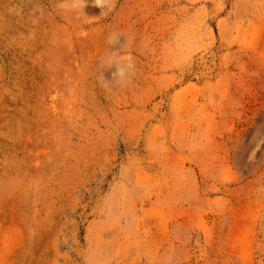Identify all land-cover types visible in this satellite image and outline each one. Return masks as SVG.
I'll return each mask as SVG.
<instances>
[{
  "label": "rangeland",
  "instance_id": "374dc122",
  "mask_svg": "<svg viewBox=\"0 0 264 264\" xmlns=\"http://www.w3.org/2000/svg\"><path fill=\"white\" fill-rule=\"evenodd\" d=\"M0 264H264V0H0Z\"/></svg>",
  "mask_w": 264,
  "mask_h": 264
}]
</instances>
